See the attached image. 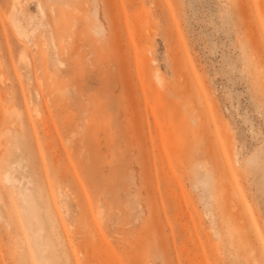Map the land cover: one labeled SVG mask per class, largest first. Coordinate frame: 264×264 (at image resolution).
Instances as JSON below:
<instances>
[{
  "label": "rangeland",
  "instance_id": "374dc122",
  "mask_svg": "<svg viewBox=\"0 0 264 264\" xmlns=\"http://www.w3.org/2000/svg\"><path fill=\"white\" fill-rule=\"evenodd\" d=\"M41 2L0 0V264H264V0Z\"/></svg>",
  "mask_w": 264,
  "mask_h": 264
},
{
  "label": "bare ground",
  "instance_id": "6f19581e",
  "mask_svg": "<svg viewBox=\"0 0 264 264\" xmlns=\"http://www.w3.org/2000/svg\"><path fill=\"white\" fill-rule=\"evenodd\" d=\"M16 3H17V1H14V5H16ZM37 7H38V10H39V12H40V14L42 15V16H44V8H43V4H42V2H41V0H37ZM15 25V24H14ZM17 29L19 28L17 25L15 26ZM137 36H139L138 34H137ZM140 39V38H139ZM145 42V41H144ZM146 43V42H145ZM55 46V45H54ZM155 79H156V81H157V83L160 85V86H162V80H161V77L159 76V74H158V72H156V75H155ZM38 111V110H37ZM36 112V111H35ZM34 112V113H35ZM35 114H38V113H35ZM189 120V119H188ZM4 176L5 177H7V172L6 171H4ZM226 186H227V184H226ZM227 188H229V187H227ZM225 190H227V189H225ZM229 190V189H228ZM229 191H231V190H229ZM228 193V192H227ZM231 199V198H230ZM232 200V199H231ZM231 203V202H230ZM233 206V205H232ZM241 218H243V217H241ZM242 220V219H241ZM69 237V236H68ZM69 239H70V237H69ZM68 239V240H69ZM71 242V241H70ZM101 243V242H100ZM99 245V244H98ZM71 251V250H70ZM74 253V252H73ZM72 254V253H71ZM75 256V255H74ZM72 257V256H71ZM72 258H74V257H72ZM76 264V263H75ZM257 264H261L260 262H258Z\"/></svg>",
  "mask_w": 264,
  "mask_h": 264
}]
</instances>
